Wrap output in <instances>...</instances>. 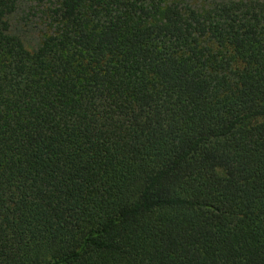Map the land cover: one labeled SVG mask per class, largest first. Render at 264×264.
Instances as JSON below:
<instances>
[{
    "label": "trees",
    "instance_id": "16d2710c",
    "mask_svg": "<svg viewBox=\"0 0 264 264\" xmlns=\"http://www.w3.org/2000/svg\"><path fill=\"white\" fill-rule=\"evenodd\" d=\"M29 1L32 48L0 0V264H264V0Z\"/></svg>",
    "mask_w": 264,
    "mask_h": 264
},
{
    "label": "rangeland",
    "instance_id": "374dc122",
    "mask_svg": "<svg viewBox=\"0 0 264 264\" xmlns=\"http://www.w3.org/2000/svg\"><path fill=\"white\" fill-rule=\"evenodd\" d=\"M194 4H202L204 0H188ZM32 3L29 0H22L20 8L12 18V27L23 37L28 48H32L41 37L45 25L40 18L41 8L32 10ZM16 31V32H17Z\"/></svg>",
    "mask_w": 264,
    "mask_h": 264
}]
</instances>
